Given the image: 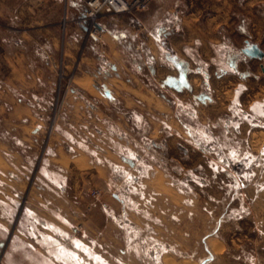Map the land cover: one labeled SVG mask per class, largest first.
I'll list each match as a JSON object with an SVG mask.
<instances>
[{
  "label": "crops",
  "instance_id": "1",
  "mask_svg": "<svg viewBox=\"0 0 264 264\" xmlns=\"http://www.w3.org/2000/svg\"><path fill=\"white\" fill-rule=\"evenodd\" d=\"M83 10V0H0V223L4 226L8 221L10 208L16 204L39 154L54 94L55 70L61 59L66 68H70L80 51V73L74 78L73 86L64 90V105L35 183L37 195L33 198L42 203L47 213L59 216L58 221L68 225L65 216L55 214V199L63 198L70 190L84 194L89 179L95 180V185L101 188L112 186L113 179H118L116 187L120 189L122 182L125 189H114V206L117 211L126 213V226L133 232L136 229L144 232L149 219L146 216L133 219L130 212L135 217L140 202L147 211L154 195L165 202L166 193L173 194V198L182 193L176 176H181L178 168H182V161L177 147L181 146V140L185 141L184 133L189 143L208 147L198 150L202 157L210 155L208 161L212 170L225 172L231 182L228 191L231 188L233 192H245V179L252 177L261 194L264 58H246L240 49L248 39L264 51V43L261 44V40L264 41V0H157L142 13L102 16L101 32L91 39L85 38L84 24L75 21ZM107 20L114 24L108 27ZM101 49L119 60V65L110 67L116 80L126 89L121 95L123 107L134 110L137 118L147 123L144 136L148 143H163L167 149L160 154L157 164H147L143 156L136 153L132 158L117 149H104L100 157L98 152L93 155L83 148L86 142L79 132H83L87 115L103 121L102 110L93 106L88 98L101 93L92 74V61H103ZM138 51L146 53L148 63L152 64L148 65V76L141 74L145 63ZM121 53L132 65L136 64L137 75L122 77L120 67L127 70L124 65L127 63ZM168 58L184 65V84L167 83L177 81L180 76L179 69ZM101 70L99 65L98 72ZM160 82L173 90L172 100L165 91L157 89ZM202 93L210 100L198 101L195 97ZM116 116L121 120L116 118L115 124L125 137L115 134L110 138L115 139L116 146L122 143L129 147L132 142L128 134L135 133L134 125L124 113L116 112ZM198 130L206 134L207 141L202 142ZM166 154L170 155L166 157ZM165 161L174 162L175 169L168 171ZM198 162L199 159L194 166ZM216 162L221 163V167H214ZM141 163L148 166L146 174L139 170ZM190 171L193 173L192 168ZM168 179H172L169 184ZM253 187L256 190V184ZM126 204L132 207L129 209ZM3 208L7 209L6 213ZM27 211L31 219L29 229L33 226L37 233V214L31 207ZM43 225L48 231L61 230L63 238H70L68 232L56 229L53 223ZM135 236L126 237L127 242L132 244ZM129 249L134 252L132 246H128L126 252L129 253ZM207 254L209 261H214V253Z\"/></svg>",
  "mask_w": 264,
  "mask_h": 264
},
{
  "label": "rangeland",
  "instance_id": "2",
  "mask_svg": "<svg viewBox=\"0 0 264 264\" xmlns=\"http://www.w3.org/2000/svg\"><path fill=\"white\" fill-rule=\"evenodd\" d=\"M106 23L108 27L114 24L109 20ZM99 30L101 32V29ZM263 43L264 41L261 40V44ZM85 52L87 55V51ZM100 53L103 55V61H92L94 63L92 74L95 85L101 90V93L88 98L93 106L102 110L103 121H97L91 115H87L88 118L83 124L84 129L83 127L81 129L83 132H79L82 133V138L86 142L83 148L93 155L98 152L100 157H103L101 152L104 149H117L123 155L132 158L136 153L138 156L142 155L147 164H157L160 154L163 151L166 153V147L163 143H161L162 145H153L148 143V139H145L147 123L143 119L137 118V113L134 110L123 107L121 95L126 89L124 84L116 80L115 73L110 67L116 63L119 65L118 58H114L104 49H101ZM138 53L145 63L142 67L144 71H141V74L148 76L150 68L148 65L152 64L148 63L149 59H147L146 53L143 51H138ZM121 56L125 57L127 63V65L124 63L127 70L120 67L122 71L119 72L122 77L128 78L130 74L135 75L136 68H138L136 64L132 65V61L126 59L124 53H121ZM167 60L173 66L179 62L178 60L173 61L172 58ZM99 65L102 68L100 72H98ZM108 76H110V80ZM150 80H152L151 77ZM160 83L157 86L160 87L157 89L165 91V95L171 98L173 90L165 82ZM187 99L188 103H191L190 97L187 96ZM116 112L124 113V117L127 115L128 120L130 119L131 124L134 125L135 133L128 134V140L132 142L129 147L122 143L116 146L115 139L111 140L110 138V136L116 135L125 137V134L120 132L115 124L116 118H118ZM187 123L192 124L189 120ZM96 127H101L103 130L100 132ZM218 132L221 130L219 129ZM184 136L185 141L181 140V146L177 147L182 168H178V171H181V176L176 177L180 180L179 188L182 193L177 194L176 198H173V194L170 196L169 193H166L165 202L158 200V196L154 195V199H151L152 205L148 207L147 211L143 208L145 205L142 207L140 202L136 216L133 217L130 212V217L133 219H139L142 216L149 219V224L145 227L144 232L137 229V232H133L131 227L126 226V213L117 211L114 206V189L117 188L118 179H113L112 186L106 188L95 185V180L89 179L85 183L84 194L74 193L70 190L63 198L55 199L53 201L55 214L65 216L69 220V224L59 222V216L47 213L42 207V203L36 202L33 198L37 195L34 188L42 163L37 161L38 154L27 175L22 191L15 200L16 204L10 208L8 221L4 223V226L0 223V264H78L70 261L67 255L56 252L54 246L46 244L43 241L45 234L52 235L51 237L66 251L76 252L81 258L80 264H264V177L260 184L263 188L261 194L258 191V184L253 182L252 177L245 179L247 187L245 192L237 193V190L233 192L231 188L228 191L231 182L227 180L225 172L219 169L217 172L212 170L210 168L211 161H208L210 155L207 158L202 157L201 150H198V148L206 150L208 147L196 143L191 144L185 133ZM198 137L202 139V142L208 139L201 130H198ZM135 139L143 145H139ZM154 139L157 137L155 136ZM112 141L113 144H111ZM127 149H133V151ZM197 159H199L198 165L194 166ZM125 162L130 163V161ZM165 162H167L165 165L168 171L171 172L175 169L174 162ZM128 163L127 165H129ZM141 164L142 167L139 170L142 174H146L148 166ZM215 164L214 167H221V163L216 162ZM191 168L193 173L190 171ZM170 182L172 179L167 180L168 184ZM255 184L256 190L253 187ZM119 185L121 188L117 189L123 191L125 184L120 182ZM171 189L174 188L171 187ZM95 192L99 194L96 195ZM139 197L141 198L142 195ZM139 197L136 199L138 200ZM41 198L44 201V196ZM140 198L138 201H141ZM126 205L129 209L132 207L129 204ZM30 207L37 214L36 227L40 232H37L38 234L33 226L29 229L31 219L27 217L29 216L27 209ZM3 209L6 213L7 209ZM174 216L177 218L176 222ZM45 222L53 223L56 229L62 228L68 232L70 238H63L61 230L59 232L44 229ZM133 236L136 241L132 244L127 242L126 237L133 238ZM128 246H132L133 253L130 249L129 253L126 252ZM81 247L85 251H82ZM209 251L215 255L214 261H209L207 258ZM200 261L201 263H199Z\"/></svg>",
  "mask_w": 264,
  "mask_h": 264
},
{
  "label": "built area",
  "instance_id": "3",
  "mask_svg": "<svg viewBox=\"0 0 264 264\" xmlns=\"http://www.w3.org/2000/svg\"><path fill=\"white\" fill-rule=\"evenodd\" d=\"M155 0H85L84 10L75 21L83 23L85 26L86 39L98 37L100 34L99 19L104 15H119L124 13H140L146 11ZM73 21V20H72ZM64 18L63 28L65 27ZM64 30V29H63ZM80 55L68 69L61 59L55 70L54 94L48 115L47 124L42 134L39 157L41 161L46 153L49 139L55 129L56 120L64 105V90H69L74 78L80 73ZM98 195V192H95Z\"/></svg>",
  "mask_w": 264,
  "mask_h": 264
},
{
  "label": "water",
  "instance_id": "4",
  "mask_svg": "<svg viewBox=\"0 0 264 264\" xmlns=\"http://www.w3.org/2000/svg\"><path fill=\"white\" fill-rule=\"evenodd\" d=\"M240 53H241V55H243L244 57L249 58V59L262 60L264 58V52L259 47V45L257 43H254V42L248 40V39L244 41L243 47L240 49ZM179 68H180V66H178V69ZM232 68H234V67L232 66ZM195 98L202 103L210 100V97L205 93H202V94L196 96Z\"/></svg>",
  "mask_w": 264,
  "mask_h": 264
},
{
  "label": "bare ground",
  "instance_id": "5",
  "mask_svg": "<svg viewBox=\"0 0 264 264\" xmlns=\"http://www.w3.org/2000/svg\"><path fill=\"white\" fill-rule=\"evenodd\" d=\"M47 227H50L49 225ZM52 227V226H51ZM54 228V227H52ZM47 235V234H46ZM43 241L48 244L51 245L52 247L54 246V250H56V252H59V254L61 255H67L70 261L73 262H77L78 264H80L81 262H79V260L81 259L80 256L76 253V252H72V251H66L54 238H52L51 236L47 235H43ZM209 242V241H208ZM78 247H80L78 245ZM82 251H85V249L83 247H81Z\"/></svg>",
  "mask_w": 264,
  "mask_h": 264
},
{
  "label": "flooded vegetation",
  "instance_id": "6",
  "mask_svg": "<svg viewBox=\"0 0 264 264\" xmlns=\"http://www.w3.org/2000/svg\"><path fill=\"white\" fill-rule=\"evenodd\" d=\"M173 61H177L176 59H173ZM176 66H177V69H178V66H180V68H179V72H180V76H179V78H178V80L177 81H174V80H169V81H167V83L168 84H170V85H176V84H184L185 82H184V65L183 64H181L180 62H178L177 64H176Z\"/></svg>",
  "mask_w": 264,
  "mask_h": 264
}]
</instances>
